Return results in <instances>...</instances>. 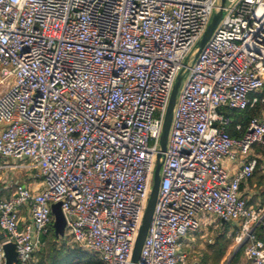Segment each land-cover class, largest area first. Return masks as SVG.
<instances>
[{
  "label": "built area",
  "instance_id": "2783aa9c",
  "mask_svg": "<svg viewBox=\"0 0 264 264\" xmlns=\"http://www.w3.org/2000/svg\"><path fill=\"white\" fill-rule=\"evenodd\" d=\"M218 2L0 0V158L12 162L0 170L24 163L43 181L37 190L18 185L0 200V264L7 243L16 246L15 264L38 263L58 203L68 246L103 264L132 263L183 69L139 264H190L184 239L206 216L237 223L236 248L251 264H264L257 232L264 204L254 209L241 191L258 167L251 151L264 145V118L234 138L222 112L260 101L254 95L264 89V0ZM226 159L239 165L235 174Z\"/></svg>",
  "mask_w": 264,
  "mask_h": 264
},
{
  "label": "crops",
  "instance_id": "0c3cea01",
  "mask_svg": "<svg viewBox=\"0 0 264 264\" xmlns=\"http://www.w3.org/2000/svg\"><path fill=\"white\" fill-rule=\"evenodd\" d=\"M263 149L264 148L260 147H255L252 149L251 155L258 160L259 166L255 175L250 179V181H247L242 186V195L244 196V198H246L248 204L254 209H259L264 204V152H262L264 151ZM0 161L5 162L3 165L0 166H6L8 164L2 158H0ZM224 165L231 174H235L239 169V165L228 159L224 161ZM18 168L22 170H27L28 172L29 170L32 171L28 167L26 168L24 166H18ZM18 168H13V170ZM4 169L12 170V168ZM26 175L27 178H25L23 181H16L13 184L5 183L4 186L0 188V200L9 199L14 196L18 185H25L26 187L31 185L34 190H37L40 187V184H37L36 187L33 183V181L36 180L35 174L27 173ZM21 217L24 221L29 220L30 214L27 209H21ZM236 230V225H230V223L220 221L213 216L204 217L200 229L196 232L189 233L184 239L183 251L188 255L190 264H200V261H204V263H206V260L211 259L210 255H208L207 259L200 260V251L202 250V246L199 244L202 241H211L208 245V249L211 250L214 249V246L216 245V242L214 243L213 241H233V235ZM259 235L262 236V238L264 239V233L260 231ZM2 236L3 233L0 232V238ZM207 252L205 254H208Z\"/></svg>",
  "mask_w": 264,
  "mask_h": 264
},
{
  "label": "water",
  "instance_id": "95a60500",
  "mask_svg": "<svg viewBox=\"0 0 264 264\" xmlns=\"http://www.w3.org/2000/svg\"><path fill=\"white\" fill-rule=\"evenodd\" d=\"M221 3H222L221 5V8H222L225 5L226 0H221ZM222 17H223L222 10H220L213 16L212 21L209 24L206 32L204 33L202 39L199 41V43L196 46L195 59L199 56L201 51L204 49L206 44L211 39ZM185 65H188V61L185 63ZM185 76H186V71L183 69L181 73L179 74V76L177 77V80L173 87L169 105L166 111L165 120L163 124V130H162V134L160 138L161 150L157 156V164H156L155 171H154L152 191H151L150 199H149L146 211H145L142 226L139 230V234L135 242L131 264H139L141 261L142 249H143L144 242L147 237V234H148V231H149L152 219H153L155 205H156L159 190H160L162 159L164 158V154L167 151L169 134H170L171 126H172L175 106L177 103V97L181 89L182 83L185 79ZM218 112L220 113V111ZM52 213L54 216L53 226H54L55 234L58 237H64L65 229H66V220L63 215L60 203L54 204L52 206ZM0 239L3 240L4 236H2ZM3 252H4V258H5V264H15L17 262V250H16V246L14 243L5 244L3 247Z\"/></svg>",
  "mask_w": 264,
  "mask_h": 264
},
{
  "label": "trees",
  "instance_id": "16d2710c",
  "mask_svg": "<svg viewBox=\"0 0 264 264\" xmlns=\"http://www.w3.org/2000/svg\"><path fill=\"white\" fill-rule=\"evenodd\" d=\"M254 96H257L260 101L258 104H256L255 107L249 108L244 111H237V110H229L231 114L227 115L231 119V125L228 128L229 133L234 138H239L243 132H245L251 122L252 119L256 117H260L262 114V107L264 99V93H256ZM240 125L242 127V132L237 131L236 127ZM255 147H261L264 148V145H256ZM254 147V148H255ZM259 166V165H258ZM258 169V167H257ZM257 171V170H256ZM256 173V172H255ZM255 175V174H254ZM250 181V180H249ZM243 186V185H242ZM242 191V187H241ZM54 229L52 228L49 232V234L43 236V241L51 245L53 248L46 252L47 248L42 249L38 254V263L37 264H103L98 256L85 253L79 249H71L65 241H61V238L56 236L55 232L54 235L51 237L55 241L56 244H61V247L56 248V245H52V243L48 242V237L51 236L50 233ZM260 231L264 233V227L259 226L257 229L258 235L260 234ZM260 238L262 236L259 235ZM61 241V242H60ZM223 242V241H217L216 244ZM226 248L224 245H222L221 250L218 251V253L215 256V261L219 260L221 261L223 257L226 255Z\"/></svg>",
  "mask_w": 264,
  "mask_h": 264
},
{
  "label": "rangeland",
  "instance_id": "374dc122",
  "mask_svg": "<svg viewBox=\"0 0 264 264\" xmlns=\"http://www.w3.org/2000/svg\"><path fill=\"white\" fill-rule=\"evenodd\" d=\"M222 3H221V0H219V2L217 3V6L218 7H221ZM261 93H264V89L261 90ZM222 112H224L226 115H229L231 114V112L228 110V109H223ZM264 104H263V107H262V114L260 117H263L264 118ZM230 116V115H229ZM261 148V147H260ZM264 150V149H263ZM264 152V151H262ZM8 164L9 163H12L11 161H6ZM5 162L4 161H0V165H3ZM14 165H22L24 167L27 166V164H24V163H13ZM32 173V174H35L36 175V180L33 181L34 185L37 187V184H40V187L42 186V179H40V177L38 176V172L32 170L29 172L27 170H22V169H12V170H5V169H2L0 170V188L4 186L5 183H15L16 181H23L25 178H27V173ZM39 187V188H40ZM28 188L30 190H34V188H32L31 185L28 186ZM230 225H236L237 226V223H230ZM52 228L54 229V226L52 225ZM51 228V229H52ZM55 232V230H54ZM53 230L51 231L50 235L48 237V242L52 243V245L54 246V244L56 245V248H59L61 247V244H56L55 241H59V240H54L52 239L51 237L54 235L53 233ZM57 236V235H56ZM61 238V241L63 240V237H60ZM60 241V242H61ZM63 241H69L68 239H64ZM211 241H202L199 245L202 246V250L199 252L201 254L200 256V260L201 259H207L208 255H210L211 259L209 260H206L207 264H251V262L248 260L247 256H246V253H245V249H240L238 250L234 244L233 241H223V242H220L218 244H216L214 246V249H211L209 250L208 249V245ZM214 243L217 241H213ZM222 245L225 246L226 248V255L225 257H223V259L221 261L217 260L215 261V256L216 254L218 253L219 250H221V247ZM69 247L71 249H78V248H73L72 247V244H69ZM47 248L46 252L48 253V251H50L53 247L48 244L45 245V247L43 249ZM207 249H208V252H207ZM208 253V254H205V253ZM37 258V261H38V256L36 257ZM204 263V261H200V264H206Z\"/></svg>",
  "mask_w": 264,
  "mask_h": 264
}]
</instances>
